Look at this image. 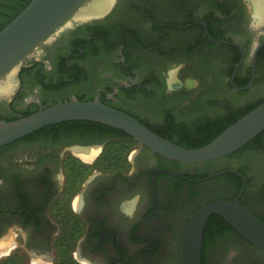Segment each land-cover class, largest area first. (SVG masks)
Here are the masks:
<instances>
[{"label": "flooded vegetation", "instance_id": "1", "mask_svg": "<svg viewBox=\"0 0 264 264\" xmlns=\"http://www.w3.org/2000/svg\"><path fill=\"white\" fill-rule=\"evenodd\" d=\"M28 1L4 4L0 28ZM40 49L44 57L20 69L11 100L0 99V121L55 103L100 101L186 148L264 101L251 98L264 88V18L253 0H114L100 19ZM175 66H182L178 81L168 76ZM34 82L45 92L83 93L31 100ZM142 96L151 104L140 112L121 104ZM234 98L246 105L234 107ZM263 141L264 135L228 157L186 164L100 123L44 128L0 149V246L27 264H55L60 255L78 264H181L189 218L209 202L236 200L244 180L239 202L264 222L259 183L236 167L212 168ZM221 171L237 173L206 179ZM201 264H264V253L212 216Z\"/></svg>", "mask_w": 264, "mask_h": 264}, {"label": "water", "instance_id": "2", "mask_svg": "<svg viewBox=\"0 0 264 264\" xmlns=\"http://www.w3.org/2000/svg\"><path fill=\"white\" fill-rule=\"evenodd\" d=\"M91 2L92 0H32L0 31V85L9 78L10 84L12 80H17L20 69L36 56L34 52L52 42L63 31L100 19L103 15L86 20L76 18L78 12ZM251 87L252 83L244 88H235L245 90ZM5 96L7 95L0 96V99ZM75 121L109 126L126 133L138 144L169 160L199 164L228 157L262 134L264 103L230 125L209 144L188 149L159 136L133 116L103 102L71 100L42 108L14 121H0V149L44 128ZM225 173L237 172L221 171L206 179ZM245 186L244 180L236 200L209 202L189 218L182 235L181 264H201L204 233L212 216L223 218L244 240L264 253V222L239 202Z\"/></svg>", "mask_w": 264, "mask_h": 264}, {"label": "rangeland", "instance_id": "3", "mask_svg": "<svg viewBox=\"0 0 264 264\" xmlns=\"http://www.w3.org/2000/svg\"><path fill=\"white\" fill-rule=\"evenodd\" d=\"M9 1L10 0H0V10L4 6V4H6ZM44 51L42 49L37 50L36 52H34V54L36 55L35 57L43 58L44 57V55H43ZM114 74H115V77L117 78L118 75L116 73H114ZM138 74H139V79H142L143 77L146 76L145 71L142 69H140L138 71ZM51 76H53V75H51ZM17 85H18V81L12 80V83H11L12 91L10 93L6 94L8 97L10 95L12 96L13 91L15 90ZM74 93H83V92H81L79 89H75V88L74 89H68V90H62L60 92H45L44 90H42L39 87L38 83L34 82L33 84H31L29 86L28 99L36 100V101L39 100V101L50 102V101H53L55 99L60 100L63 98H70ZM85 94L91 95V94H93V91L87 92ZM7 96H5V97H7ZM251 96H252L251 98L264 96V88L254 92ZM10 100L11 99L9 97L7 99V101H10ZM242 101H243L242 99L234 98L235 104H232V105H234V107H241V106L246 105V104H241ZM121 104L127 108L137 109L138 107H142V106L146 107L147 104H151V103H149L147 98H144L142 96V98H140L139 101H137V102H127V101L123 100L121 102ZM252 105H254V104H252ZM137 110L139 112L141 111L140 109H137ZM217 111L218 110L208 108L206 112L211 114V115H214V114L218 113ZM224 167H236V168L242 169L244 172H246L249 175V177L252 181L259 183V190L260 191L262 190L264 193V141H263V144L261 146H258L256 148L252 147L248 151H246L244 154H240V155L238 154L231 159H226V160L217 162L216 164H214L212 166L213 169H221ZM210 196L213 197L216 195H210ZM263 196H264V194H263ZM1 243H4V242H1ZM7 253H8V250L0 256V261L5 259V258H9V256H7ZM21 261L23 264H27L24 260L21 259Z\"/></svg>", "mask_w": 264, "mask_h": 264}, {"label": "trees", "instance_id": "4", "mask_svg": "<svg viewBox=\"0 0 264 264\" xmlns=\"http://www.w3.org/2000/svg\"><path fill=\"white\" fill-rule=\"evenodd\" d=\"M32 0L28 1L18 12H16L11 19L5 23L1 28L0 31L5 28L25 7H27V5L31 2ZM80 101H85V100H80ZM66 102V101H65ZM264 103V101L258 103V104H254L252 106H250L246 111H244L241 115L237 116L235 119H233L231 122L226 123V124H221L220 128L218 129V131L214 132L210 137H208L203 143L201 144H194L193 146H187L184 145L186 148L188 149H195V148H199V147H203L207 144H209L212 140H214L218 135H220L224 130H226L230 125H232L233 123H235L237 120H239L241 117H243L244 115H246L247 113H249L250 111H252L253 109H255L257 106H259L260 104ZM58 104V103H55ZM39 110H35L34 112H27V114L23 115L22 117H26L29 116L33 113L38 112ZM21 117H17L15 119L12 120H6L7 122L9 121H14L17 119H20ZM120 133L125 136V137H130L128 136L126 133L120 131ZM262 135H264V132L262 134H260L256 139H254L253 141H251L249 144H247L244 148H242L240 151L246 149L247 147H249L253 142H256L260 137H262ZM132 139L133 142H135V140L130 137ZM123 149H130L132 147L131 144L128 143H122V145L120 146ZM116 148V147H115ZM118 148V147H117ZM0 264H23L20 258H16V257H9V258H5L3 260L0 261ZM56 264H78L77 262H75L73 259H70L69 257H64L62 255L59 256Z\"/></svg>", "mask_w": 264, "mask_h": 264}, {"label": "bare ground", "instance_id": "5", "mask_svg": "<svg viewBox=\"0 0 264 264\" xmlns=\"http://www.w3.org/2000/svg\"><path fill=\"white\" fill-rule=\"evenodd\" d=\"M255 4V10L258 17L264 18V0H253ZM114 0H92V2L78 12L76 18L78 20H86L92 17H99L104 15L112 6ZM12 91L10 84V78L7 82H3L0 85V96L6 95ZM7 249L4 246L0 247V256L4 254Z\"/></svg>", "mask_w": 264, "mask_h": 264}, {"label": "clouds", "instance_id": "6", "mask_svg": "<svg viewBox=\"0 0 264 264\" xmlns=\"http://www.w3.org/2000/svg\"><path fill=\"white\" fill-rule=\"evenodd\" d=\"M181 67H182V66H175V67L171 68V69L169 70V72H168V76H169V78L178 81V74H179V71L181 70ZM168 90H169V91H173V90H175V89H174L171 85H169Z\"/></svg>", "mask_w": 264, "mask_h": 264}]
</instances>
